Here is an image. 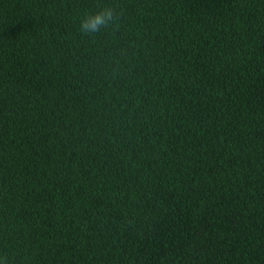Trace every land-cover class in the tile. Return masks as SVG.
Here are the masks:
<instances>
[{
	"label": "trees",
	"instance_id": "trees-1",
	"mask_svg": "<svg viewBox=\"0 0 264 264\" xmlns=\"http://www.w3.org/2000/svg\"><path fill=\"white\" fill-rule=\"evenodd\" d=\"M0 258L264 264V0H0Z\"/></svg>",
	"mask_w": 264,
	"mask_h": 264
},
{
	"label": "clouds",
	"instance_id": "clouds-1",
	"mask_svg": "<svg viewBox=\"0 0 264 264\" xmlns=\"http://www.w3.org/2000/svg\"><path fill=\"white\" fill-rule=\"evenodd\" d=\"M119 15L114 13L111 7H105L94 13H88L80 21L79 30L84 35L100 33L114 25ZM0 264H5L4 258H0Z\"/></svg>",
	"mask_w": 264,
	"mask_h": 264
}]
</instances>
